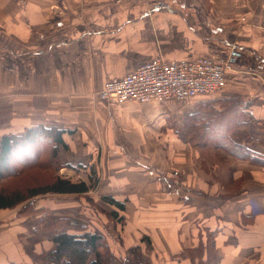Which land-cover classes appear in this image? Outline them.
I'll return each mask as SVG.
<instances>
[{"label": "crops", "instance_id": "crops-1", "mask_svg": "<svg viewBox=\"0 0 264 264\" xmlns=\"http://www.w3.org/2000/svg\"><path fill=\"white\" fill-rule=\"evenodd\" d=\"M201 56L231 62L227 83L177 105L178 112L206 118L205 132L208 121L236 117L229 138L264 156V0H0V139L38 124L64 130L61 161L102 171L99 197L135 195L140 216L152 205L157 227L146 235L165 259L179 258L206 229L219 238L216 264H244L245 250L248 260L264 261L263 167L231 160L222 149L216 153L227 165L205 162L175 133L165 151L145 156L140 124L160 133V105L110 108L96 97L106 80L151 59ZM165 105L167 112L175 103ZM118 132L139 143L135 153ZM12 230L0 232L8 249H0V264L24 261L18 240L4 234L19 236L24 227Z\"/></svg>", "mask_w": 264, "mask_h": 264}, {"label": "rangeland", "instance_id": "rangeland-1", "mask_svg": "<svg viewBox=\"0 0 264 264\" xmlns=\"http://www.w3.org/2000/svg\"><path fill=\"white\" fill-rule=\"evenodd\" d=\"M177 105L180 104L175 103V105L169 106L167 112L166 105L159 106L160 109H158V111H160L161 114L158 113L159 115L155 120L159 118L162 123V126H160V133L149 132L147 128L148 126L140 124L142 131L145 134V137L140 139V142H143L142 151L144 152V155L151 156L152 153L165 151L168 143L172 140L170 133H175L177 137H186L188 142H185L180 138L179 140L184 143H190L194 149L198 150V153L201 154V157L205 162H211L217 165H227L229 161L224 162V159L226 158L223 159L219 153H216V149L208 146H201L203 140L194 139L198 135L200 137L199 133L204 131L205 125L203 124L205 121L198 122V130H193L190 128V126L193 125V122L188 121L190 116L186 115L190 109L186 108L184 109L185 111L181 112V110H179L178 112V109L180 108H177ZM163 110L165 111V114H162ZM131 125V127L135 129L131 131H136L135 124ZM115 137H117L116 139H118L120 144H125L132 152H136L134 149L139 146V143L136 146L135 140H123V134H119V132ZM191 140H196L198 142L202 141V143L197 145L198 147H195ZM232 159L233 158H231V160ZM70 164L78 165L74 162ZM82 168L81 165L77 169L60 168L56 173H51L48 169L44 168H32L22 172V174L15 178H7L2 182L3 186L5 185L9 189H17L22 192L26 191L29 187L46 184L55 176L62 179H68L72 182L84 181L87 185L94 183L91 184L90 191L86 194L74 195L48 193L46 195L35 197L33 200L35 204L33 208L34 210H37L35 212L32 211V208L31 210L24 211L21 207L23 204L14 209L0 212V232L12 228V231H15L20 225L24 227L23 234L19 236L16 235V237L10 232L4 233L11 235L8 239L10 243L15 240L17 244L18 240L20 247L19 251L22 256L21 258L24 260L19 262L20 264H40L38 261H33L34 257L41 254H48L52 250V244L47 239V233L51 230L45 227V225L51 219L62 220L63 218L67 220L58 221L57 225L66 227L67 224H70V226L74 228V226L81 224L89 231H100L105 237V241L113 254L114 264L217 263L216 254L209 251L207 245L209 244L208 246H210L211 243H215L219 238L214 236L213 233H207L208 231H206V229H202V231L199 229L198 231L200 233H196L197 237L195 235L191 237V248H182L179 258L173 257L174 260L165 259L166 255L162 252V248L157 247L156 244L151 241L153 236L146 235V233L153 231V229L157 227L154 226L155 220L152 218V205L145 206L144 210H146V208L148 209L144 213L142 212L144 214L143 216H140V212H138L139 205L134 202L135 195L127 196L121 200L124 201L123 212L118 213L122 220H113L109 216V211L113 210V208L101 202L103 196L99 197L97 195L100 182L102 183L105 181L103 179L104 173L99 170H95L93 174L90 172L93 175L92 179H94L93 182H90L87 180V172ZM129 200H132L133 202L131 203ZM36 207L38 208L35 209ZM142 230H144L145 234H143ZM201 234L202 236H200ZM179 238L184 241L183 236ZM220 239L224 238L221 237ZM225 241L227 242L228 240ZM183 246H185V241L182 242V247ZM132 248H137L138 250L136 252H131L130 249ZM0 249L2 251H8L3 243H1ZM151 253L155 256L154 258L149 257ZM247 255H249V252L245 250L240 257L244 260V264H264L262 259L263 255L259 256L260 259L258 261L248 260L246 257ZM210 257H213V262L211 263ZM202 259H204V261H202Z\"/></svg>", "mask_w": 264, "mask_h": 264}, {"label": "trees", "instance_id": "trees-1", "mask_svg": "<svg viewBox=\"0 0 264 264\" xmlns=\"http://www.w3.org/2000/svg\"><path fill=\"white\" fill-rule=\"evenodd\" d=\"M228 120L220 117L208 121L207 129L209 131H202V133H199L200 137L198 135L194 138L203 140V143L202 141L191 140L192 144L198 147L197 145L202 143L201 146L226 150L225 152L234 160H242L250 165L264 168V156L256 154L244 147L242 143L234 142L229 138L228 135L238 128L240 121L236 117L230 118V121ZM188 121L193 122L190 128L195 131L198 130V122H207L206 118L202 116L189 117ZM64 134V130L55 126L46 127L38 124L26 128L21 134L8 133L1 137L0 212L14 209L21 204H23L21 207L24 211L32 208V211L35 212L37 211L33 208L35 197L48 193L81 195L90 191L91 184L94 183L87 185L84 181L72 182L58 176L52 177L50 182L46 184L29 187L24 192L3 186L2 182L7 178H15L22 172L32 168L48 169L51 173H56L60 168L77 169L80 165L64 163L58 155L60 147L67 148L63 140ZM179 138L188 142L186 137ZM82 169L87 172V180L93 182L92 174L95 170L93 171L92 166L83 167ZM101 202L113 208L109 211V216L113 220H122L118 213L123 212L124 201L112 196H103ZM62 220L66 221L67 219L63 218ZM62 220L51 219L46 223L45 227L51 230L47 233V239L52 244V250L48 254L34 257L33 261H38L40 264H114L113 254L100 231H89L81 224L74 226V228L70 224H67L66 227L57 225V222ZM208 245V250L215 253V243ZM137 250V248L130 249L131 252ZM212 259L213 257H210V263L213 262Z\"/></svg>", "mask_w": 264, "mask_h": 264}, {"label": "built area", "instance_id": "built-area-1", "mask_svg": "<svg viewBox=\"0 0 264 264\" xmlns=\"http://www.w3.org/2000/svg\"><path fill=\"white\" fill-rule=\"evenodd\" d=\"M122 1L111 0L114 3ZM146 1L153 4L158 0ZM231 69L230 61L209 56L189 61L154 58L127 75L106 80L96 92V97L110 108L128 103L185 104L197 97L221 91L227 83L226 74Z\"/></svg>", "mask_w": 264, "mask_h": 264}]
</instances>
